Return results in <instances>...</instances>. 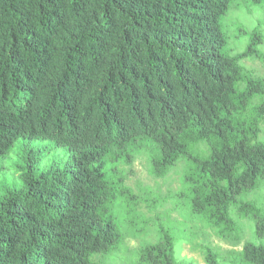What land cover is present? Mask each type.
Returning a JSON list of instances; mask_svg holds the SVG:
<instances>
[{"label":"trees","instance_id":"1","mask_svg":"<svg viewBox=\"0 0 264 264\" xmlns=\"http://www.w3.org/2000/svg\"><path fill=\"white\" fill-rule=\"evenodd\" d=\"M231 2L0 0V161L21 153L0 181V264H98L121 238L117 162L142 145L157 175L185 161L177 194L218 237L257 216L241 250L204 245L205 264H264L246 199L264 191V83L224 50ZM57 148L64 163H41ZM176 242L164 232L138 258L197 264Z\"/></svg>","mask_w":264,"mask_h":264},{"label":"rangeland","instance_id":"2","mask_svg":"<svg viewBox=\"0 0 264 264\" xmlns=\"http://www.w3.org/2000/svg\"><path fill=\"white\" fill-rule=\"evenodd\" d=\"M221 23L226 40L224 50L231 56L245 53L238 61L242 75L264 83V0H232ZM261 128L258 140L263 141L264 121ZM67 158L66 152L57 148L41 163H64ZM151 159L148 145H142L130 148L117 162L122 185L127 188L112 208L121 238L108 252L92 254L93 261L98 264H147L139 260V251L143 245L161 241V235L167 232L172 238L179 239L176 248L180 249V256L205 264L204 245L209 244L227 255L231 250H241L244 243L253 238V219L257 217L253 213L240 220L238 240L220 238L197 218L191 220L194 216L186 212V199L177 194L185 161L180 160L166 175L160 176L153 172ZM20 161V149L16 147L0 161L4 165L0 181L6 182L14 176V168ZM247 196L249 204L260 208L259 213L264 215V191L255 190Z\"/></svg>","mask_w":264,"mask_h":264}]
</instances>
